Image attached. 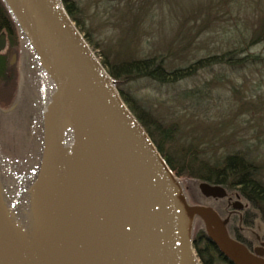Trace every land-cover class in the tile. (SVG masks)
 I'll list each match as a JSON object with an SVG mask.
<instances>
[{
  "label": "water",
  "instance_id": "1",
  "mask_svg": "<svg viewBox=\"0 0 264 264\" xmlns=\"http://www.w3.org/2000/svg\"><path fill=\"white\" fill-rule=\"evenodd\" d=\"M2 1L38 67L42 153L36 181L58 163L65 120L77 153L82 226L61 263L200 264L191 247L192 221L197 218L206 238L229 263L264 264V258L228 235L227 220L209 207L187 204L176 178L61 1ZM42 80L49 111L45 149ZM197 189L204 198L227 197L219 185L199 183ZM9 257L0 231V264H8Z\"/></svg>",
  "mask_w": 264,
  "mask_h": 264
},
{
  "label": "trees",
  "instance_id": "2",
  "mask_svg": "<svg viewBox=\"0 0 264 264\" xmlns=\"http://www.w3.org/2000/svg\"><path fill=\"white\" fill-rule=\"evenodd\" d=\"M60 1L87 45L94 46L88 36L83 34L78 17L81 16L82 8L78 0ZM205 1L206 5L198 9L196 15L192 17L193 20L190 21L203 16L198 24L193 23L192 32L189 22L178 26L172 42L175 47L168 45L164 53L141 52L140 49L138 53H124L121 57L116 56L113 59L102 53L99 55V62L113 81L125 106L141 125L174 177L179 180L183 192L185 188L182 181L188 180L219 185L227 193V197L223 199H211L202 197L198 192L187 198V203L211 208L221 220H227L225 228L232 239L245 246L249 252L264 258V247L260 246V243L264 242V181H261L260 167L255 163L244 161L242 156L234 153L213 154L208 146L199 148L194 142L185 146L178 145L176 126L161 124L144 111L134 98L139 89L149 86H172L192 79L201 72L212 73L213 68L224 69L231 73L247 70L256 73L258 79L262 81L264 53L254 52V49L264 44V0ZM136 3V8L131 4V13L143 9L142 0ZM129 24L132 30L139 26L137 20H130ZM20 35L9 11L0 0V42L3 45V49L0 50V128L5 127L6 133H15L17 136L20 131L19 123L15 121L11 124L10 121L14 118L13 115L18 114L20 108L24 110L27 87L21 88L16 63L13 64L14 59L11 60V57L15 55L18 58V55L22 54V60L18 63L22 72L26 69L25 60L30 66L34 62L31 48L22 41ZM213 42L216 45H212ZM195 43H198L194 47L196 52L204 50L205 45L211 47L206 50V55L191 62L186 54L187 48ZM186 46L188 47L184 49ZM169 49L176 50V54ZM181 54L182 56L178 57ZM172 62H179V67H171ZM210 82L206 81L203 85L207 87ZM35 91L37 102L31 115H37L33 138L38 146L40 105L37 89ZM250 96L252 97L249 100H243L242 103L247 107L246 115H264V96L260 94H250ZM26 130L28 136L29 128ZM10 160L15 167H21L25 158ZM230 192L236 193L237 198L244 203L240 210H233L231 206H227ZM232 210L234 213L229 214ZM191 247L200 264H231L206 238L203 230L198 229L191 233Z\"/></svg>",
  "mask_w": 264,
  "mask_h": 264
},
{
  "label": "rangeland",
  "instance_id": "3",
  "mask_svg": "<svg viewBox=\"0 0 264 264\" xmlns=\"http://www.w3.org/2000/svg\"><path fill=\"white\" fill-rule=\"evenodd\" d=\"M137 1L78 0L82 8L81 16H78L82 31L94 45L89 47L98 60L102 53L107 54L109 59L116 56L121 57L124 53H138L140 49L141 52L164 53V50L167 51L168 45L175 47L172 42L179 25L189 22L191 32L193 31L194 28H191L193 23L198 24L203 16H198L195 18L196 20L190 21L193 20L192 17L196 15V11L206 5L205 0H142L143 9L131 13V4L136 8ZM130 20H137L139 26L135 30L131 29ZM208 26L211 27L209 24ZM21 39L24 41L22 36ZM197 44L184 48L188 47L186 54L191 62L206 55V50L211 47V45L204 44V50L196 52L194 47ZM178 48L180 49V47ZM2 49L3 45L0 42V50ZM170 51L176 54V50ZM255 51L264 53V44L254 49ZM12 57L13 64L16 63L18 82H20L21 88L27 87L26 101L24 110L20 108L18 114L13 115L14 118L10 121L11 124L15 121L17 124L19 123V136L15 133H6L7 128L5 127L0 128V175L5 181L11 183L14 189L22 193L36 182L42 153L41 107L38 123L40 125L38 146L33 138L37 115H31L37 102L36 89L40 105V83L36 59L32 54L34 62L30 66L25 60L26 69L23 72L18 64L22 60V54H19L18 58L15 55ZM171 67H179V62H172ZM206 81H211L207 87L203 85ZM250 94L264 96V78L260 81L256 73H250L247 70L231 73L224 69L213 68L212 73L201 72L192 79L172 86H149L139 89L134 98L144 111L161 124L176 126L178 145L185 146L194 142L199 148L208 146L213 154L234 153L240 155L244 161L255 163L260 167L259 171L263 182L264 115H246L247 107L242 103L243 100L246 101L252 97ZM28 128L29 137L26 130ZM22 157L25 158V161L21 163V167L11 164L10 159L19 160ZM17 164L19 165V162ZM176 181L178 184L180 183L178 179ZM182 182L183 188H185L182 192L187 202V198L189 199L191 195L198 194L197 185L199 183L188 180ZM179 186L181 188L180 184ZM235 194L233 192L228 194L227 206L237 204L241 208L244 203ZM17 226L16 223L9 222L10 237L7 233V242L13 259L19 263L29 256L31 249L29 240L27 241ZM198 229L203 230L202 223L194 218L191 233ZM14 234L16 237H13ZM253 254L260 257L258 254ZM49 255H52V251Z\"/></svg>",
  "mask_w": 264,
  "mask_h": 264
},
{
  "label": "bare ground",
  "instance_id": "4",
  "mask_svg": "<svg viewBox=\"0 0 264 264\" xmlns=\"http://www.w3.org/2000/svg\"><path fill=\"white\" fill-rule=\"evenodd\" d=\"M41 93L45 128L43 149H45L49 139V111L43 80ZM60 131L61 144L57 165L52 164L45 177L37 180L27 191L18 192L0 175L1 234L8 244V224L14 222L27 241L29 240L31 249L29 256L19 260V263L10 256L8 264L11 262L12 264H62L65 253L70 250L75 232L78 233L82 226L79 217L82 200L80 167L66 120L63 121ZM8 235L10 237L9 233ZM13 237H16L15 234ZM51 251L52 255H49Z\"/></svg>",
  "mask_w": 264,
  "mask_h": 264
},
{
  "label": "flooded vegetation",
  "instance_id": "5",
  "mask_svg": "<svg viewBox=\"0 0 264 264\" xmlns=\"http://www.w3.org/2000/svg\"><path fill=\"white\" fill-rule=\"evenodd\" d=\"M231 207L233 208V209H235V207H237V204H233V205H231ZM241 209V208H240ZM240 209H238V210H240ZM232 213H234V211H230L229 212V214H232Z\"/></svg>",
  "mask_w": 264,
  "mask_h": 264
}]
</instances>
